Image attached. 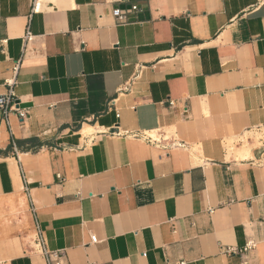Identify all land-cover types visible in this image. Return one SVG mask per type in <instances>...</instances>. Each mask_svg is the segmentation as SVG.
<instances>
[{"label":"crops","instance_id":"1","mask_svg":"<svg viewBox=\"0 0 264 264\" xmlns=\"http://www.w3.org/2000/svg\"><path fill=\"white\" fill-rule=\"evenodd\" d=\"M31 1L0 0L29 109L0 112V264H47L36 222L62 264H264V0Z\"/></svg>","mask_w":264,"mask_h":264},{"label":"built area","instance_id":"2","mask_svg":"<svg viewBox=\"0 0 264 264\" xmlns=\"http://www.w3.org/2000/svg\"><path fill=\"white\" fill-rule=\"evenodd\" d=\"M40 0H32L31 1V12L38 11ZM137 6L132 5L131 10H136ZM111 14L113 18L117 22H123L125 20V12L122 11L119 8H113L111 10ZM23 39L25 42L29 41L31 39V34L28 30V26L26 25L25 33L23 36ZM19 69V61H13L11 66L7 69L9 74L4 79V85H5V91L0 94V112L2 113L5 121L7 122L8 114L14 113L16 114L20 119H24L29 112L28 107H24L21 105V100L19 97L14 93V85L16 83V74ZM119 116V114H117ZM102 133H108L110 135L114 136H124V137H133L140 139L142 141H146L152 145H155L157 147H160L162 149H169L172 147H180L182 146L181 143L177 142L172 136H166L161 137L158 136L155 133L147 132V131H127V130H121L119 129L118 124L112 125L111 127H107ZM164 142V144L162 143ZM168 141V142H167ZM33 211V209H32ZM35 230V243L39 247V250L41 254L44 256L47 264H62L61 261V253L59 251H51L48 250L45 246L44 239L42 237L40 228L38 226V223H35L34 226ZM90 241L92 243L97 242V237L95 235H91ZM254 243L253 241H248L246 245L243 247L242 251L246 252L253 248ZM239 250L236 247L226 246L221 248V252L227 255H232L237 253ZM243 264H248L246 259L243 260Z\"/></svg>","mask_w":264,"mask_h":264},{"label":"rangeland","instance_id":"3","mask_svg":"<svg viewBox=\"0 0 264 264\" xmlns=\"http://www.w3.org/2000/svg\"><path fill=\"white\" fill-rule=\"evenodd\" d=\"M166 136H168V131L166 132ZM26 227L30 228V225L26 224ZM31 237H33V232L32 231L31 232L27 231V234H25L23 236L22 241H25V240H27L28 238H31ZM0 248H2V243L1 242H0Z\"/></svg>","mask_w":264,"mask_h":264},{"label":"bare ground","instance_id":"4","mask_svg":"<svg viewBox=\"0 0 264 264\" xmlns=\"http://www.w3.org/2000/svg\"><path fill=\"white\" fill-rule=\"evenodd\" d=\"M89 128V127H88Z\"/></svg>","mask_w":264,"mask_h":264}]
</instances>
